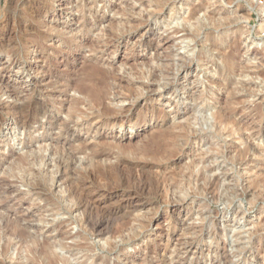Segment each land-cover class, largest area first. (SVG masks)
I'll use <instances>...</instances> for the list:
<instances>
[{"label":"rangeland","instance_id":"obj_1","mask_svg":"<svg viewBox=\"0 0 264 264\" xmlns=\"http://www.w3.org/2000/svg\"><path fill=\"white\" fill-rule=\"evenodd\" d=\"M0 235V264H264V0H0Z\"/></svg>","mask_w":264,"mask_h":264},{"label":"bare ground","instance_id":"obj_2","mask_svg":"<svg viewBox=\"0 0 264 264\" xmlns=\"http://www.w3.org/2000/svg\"><path fill=\"white\" fill-rule=\"evenodd\" d=\"M1 32H9V31H7V27H4L2 30H1ZM145 41V40H144ZM145 43L147 44V45H149L151 42H150V40H148V41H145ZM112 79V78H111ZM98 80V79H97ZM115 81V80H114ZM117 81V80H116ZM112 82V81H111ZM121 83V82H120ZM122 88V87H121ZM128 93V92H127ZM130 93V92H129ZM88 100H89V98H88ZM7 105V104H6ZM16 105V104H15ZM18 105V104H17ZM208 105V104H207ZM5 106L3 105L2 106V108H4ZM7 107V106H6ZM29 107H30V105H29ZM10 108V107H9ZM16 108H18V107H16ZM24 108V107H23ZM15 109V108H14ZM35 110V109H34ZM45 110V109H44ZM16 111H17V109H16ZM15 111V112H16ZM20 111H22V110H20ZM19 111V112H20ZM24 112V111H23ZM36 112V111H35ZM44 112V111H43ZM46 112V111H45ZM108 112V111H107ZM28 113V112H27ZM33 114V113H32ZM45 114V113H44ZM99 114V113H98ZM20 115V114H19ZM29 115V114H28ZM23 116V115H22ZM228 116V115H227ZM33 117H34V115H33ZM27 118V117H26ZM15 119V118H14ZM28 119V118H27ZM18 123H20L21 125H26L27 124V121H26V119L24 118H22V117H18V118H16L15 119ZM125 121H128V117L127 116H113V117H111V118H108V119H106L105 121H103L102 123H105V122H110L111 124H115V123H119V124H123V122H125ZM101 125V124H100ZM65 127V126H64ZM67 131H68V129H67ZM257 149V148H256ZM60 155V154H59ZM63 157V156H62ZM66 157V156H65ZM87 157H89V156H87ZM93 157V156H92ZM100 157V155H95L93 158L94 159H98ZM58 158V157H57ZM89 159H90V157H89ZM67 160V159H66ZM99 160V159H98ZM98 160H96V161H98ZM57 161V160H56ZM67 163V162H66ZM55 164H56V162H55ZM70 164V163H69ZM82 164H84V163H82ZM58 165H66L64 162H63V160H58ZM41 175H43V174H41ZM38 180V179H37ZM36 180V181H37ZM42 181V180H41ZM215 181V180H214ZM214 181H212L211 182V184H216V183H214ZM218 181V180H217ZM42 183V182H41ZM85 183V182H84ZM38 185V184H37ZM81 186H83L82 184H81ZM213 187V186H212ZM80 188V187H79ZM214 188V187H213ZM71 189V188H70ZM81 192H83V191H81ZM85 192V191H84ZM92 192V191H91ZM98 192L96 191L95 192V194H97ZM88 195V194H87ZM100 195V194H99ZM98 195V196H99ZM97 196V195H96ZM58 197V196H57ZM85 197H86V194H85ZM84 197V198H85ZM99 197H101V195L99 196ZM133 198V195H131L129 192H123L122 193V199L123 200H125V199H132ZM58 201V200H57ZM78 201V203L76 202L75 204V207H74V209H78V208H82L85 212H86V210L87 211H91L92 209H94V208H96L97 206H99V204H101V203H103L105 200L102 198H96V199H94V198H88V199H85V200H80L79 201V199L77 200ZM127 203V202H126ZM129 203H131V202H129ZM128 203V205H130ZM103 205V204H102ZM123 205V204H122ZM127 206V205H126ZM114 207V206H113ZM128 207V206H127ZM129 208V207H128ZM71 209H72V207H71ZM73 209V210H74ZM101 209H102V207H101ZM109 209H110V207H109ZM117 210V209H116ZM101 211V210H100ZM113 212V211H112ZM117 212V211H116ZM89 213V212H88ZM90 214V213H89ZM116 214V213H115ZM87 217V216H86ZM110 218V217H109ZM107 219V218H106ZM16 233V232H15ZM25 233V232H24ZM18 234V233H17ZM15 235V234H14ZM1 236V235H0ZM18 238V237H17ZM19 239H20V236H19ZM4 241V240H3ZM45 243V242H44ZM29 247V246H28ZM41 249H42V246L40 247ZM37 251H38V249H37ZM43 251V250H42ZM221 260H223V264L226 262V256H225V254L224 255H222L221 256V258H220ZM219 261V260H218ZM64 262H65V260H64Z\"/></svg>","mask_w":264,"mask_h":264}]
</instances>
